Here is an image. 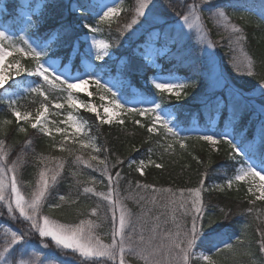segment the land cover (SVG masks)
I'll list each match as a JSON object with an SVG mask.
<instances>
[{"label": "snow or ice", "instance_id": "6c2138e0", "mask_svg": "<svg viewBox=\"0 0 264 264\" xmlns=\"http://www.w3.org/2000/svg\"><path fill=\"white\" fill-rule=\"evenodd\" d=\"M180 2L181 11L175 14L174 22L169 25L167 19L161 24L160 17L151 15V10L156 7L154 0H137L131 20L117 29L119 36H124L129 30L135 32L136 29H142L137 36L139 42L136 44L134 55L120 58L118 70L128 76L142 74L148 68L157 70L147 80L155 90L154 95L151 98L141 97L136 101L139 106L131 108L127 107L130 103L127 97L113 90L118 88L119 82L105 80L103 67L95 63L101 61L107 64L114 55L113 42L98 38V34L103 32L102 25H107L111 29L112 23L127 10L123 7V0H110V3L99 5L78 3L72 9L73 12L79 11L77 22L84 31L86 47L81 50L80 37L76 36L72 41L69 64L63 66L56 60L46 57L49 56L53 43L63 46L72 37V25L60 24L57 28L48 29L43 40L38 37L33 39L26 31L24 34L14 35L9 26H0V102L7 105V111L15 118V130L27 135L28 128L24 126L27 124L47 137H53L54 131L60 133L64 136V141L57 143L53 139L50 147L53 149L59 147L60 151L74 156L69 162L65 157L37 153L34 187L31 193L26 195L19 175L26 163L24 155L21 153L15 160L9 162L11 147L6 144L5 139H0V208L6 209L7 216L12 220H19L27 225L25 228L13 229L8 226L3 229L0 238V264H37L28 250L41 245L45 259H41L39 264H52L49 257H54L56 264H129V256L137 257L143 264H193V258L205 264H217L213 258L215 254L225 250L231 251L233 255L237 254L234 244L222 239L228 236L224 229L229 225L218 222L230 220L233 209L221 208L219 210L221 214L215 219L206 215L202 195L206 190L205 178L200 179L198 187L178 189L177 192H173L171 188L157 189L154 185L142 184L139 180L127 181L129 187L134 183L138 190L151 189L153 193L169 194L163 207L164 214L170 218L174 230L167 227L168 218L162 221V214L152 215L153 210L145 208V204L149 202L155 205L158 199L155 195L150 198L135 197V202L141 206L140 214L136 215L126 203L133 197L121 195L120 185L124 177L120 166L125 160L119 156H116L114 161L111 160L108 155L110 150L98 144L97 138L90 134L88 122L73 115V111L85 109L95 114L100 125L116 123L123 126L124 119L121 113H134L139 117H148L147 123H142L140 119H136L134 123L146 129L149 139L157 137L153 143L164 152L172 150L174 144H179L181 148L186 147L184 142L189 137L181 136L179 126L162 114V102L164 94H168V99L175 98L177 101L188 98L189 92L186 89L197 88L199 82L191 78L181 79L171 71L164 75V68L158 61L167 57L170 61L178 63L189 62V67H194L199 57L193 56L195 47L192 42L193 30L199 43L206 44L208 48L217 47L218 41L211 38L209 22L222 32L221 39H227L233 53L237 51L244 53L246 36L244 28L234 22V14L228 10L236 7L235 5L223 3L222 0ZM54 7H58L54 0L44 3L35 20L29 17L28 28H34L36 33H39L47 22V10ZM259 14L262 17L261 23L264 24V0H261ZM89 19L93 22L89 23ZM131 34L129 32V35ZM202 51L206 57L205 66L211 71L215 66L214 53L209 52L207 48ZM14 53L34 61V67L22 65L20 60L13 56ZM77 56L85 61V66L83 71L77 70L73 75L71 61ZM9 57H13L12 62H8ZM232 64L237 72L243 65L248 76L257 75L254 71L255 62L251 56L244 55L241 59L233 55ZM90 84L94 85L98 92L104 93L100 95V100L102 102L107 100V104L102 105V112L98 110L96 104L84 103L78 99L79 93H87L89 97L93 95L86 87ZM220 85L228 88L227 96H216L215 92L205 93L201 102L206 107H214L217 112L226 110L229 123L219 131L212 126L202 130L194 129L201 133L195 138L207 142L211 149L217 152L220 151L219 145H227L230 149V158L236 161L239 167L234 169L232 176L226 177L222 183L214 184L207 190H230L234 183L243 182L247 185L246 195L252 197L248 203L254 206L256 201L264 202V75H261L255 84L249 82L246 92L243 86L239 88L229 86L223 72L218 71L209 88ZM21 90L26 95L42 98L35 115L30 111H21L19 103L23 99ZM52 92L61 93L62 95L56 99L66 100L68 107L73 110L68 113L66 123L74 130V134L80 135L71 142L96 154H90L87 159L83 155L75 154L72 148L65 147L69 140L65 129L49 127L46 115L49 105L52 104L57 110L65 107L64 104L49 99ZM245 118L258 126V145L248 142L244 135L235 132L232 127ZM12 124V119L5 118L0 121V136L6 137L8 127ZM244 131L242 128L241 132ZM25 145L31 147L32 141L26 140ZM147 151L149 153L147 162L144 159L128 160V167L135 166V171L140 175L145 174V168L149 164L157 168L163 167L151 159L153 149L149 147ZM100 153L105 154L103 158ZM69 163L99 173L102 179L97 181L95 175L89 176L88 180L83 182L82 191L76 193L75 199H72L69 192L68 195H57L56 202L50 203L53 193L58 192V186L65 179V169ZM199 163L202 164L203 161L200 160ZM68 174L76 177L82 173L69 171ZM206 176L207 172L204 173V177ZM105 180L106 190L97 191L95 185L104 183ZM81 183L80 180H76L77 185ZM82 195L96 197L103 203L104 220L110 225V231L105 233L109 238L108 242H105L103 236L97 232L100 227L101 203L91 207L87 214L90 218L78 219V222L73 223L61 222L44 212L45 206L52 210L66 204H75ZM244 211L251 215L254 211L258 213L259 209L250 206ZM2 215L4 213L0 212V216ZM257 219H260L259 215ZM255 231L258 233V239L254 243L259 253H264V227L257 226ZM33 237L37 240L36 244L33 243ZM231 239L232 236H228V240ZM235 241L241 245L245 243L242 235H235ZM206 245L210 246L207 251H196L197 248ZM58 250L62 255H57ZM244 254L252 255L251 252ZM251 264L257 262L252 260Z\"/></svg>", "mask_w": 264, "mask_h": 264}, {"label": "trees", "instance_id": "16d2710c", "mask_svg": "<svg viewBox=\"0 0 264 264\" xmlns=\"http://www.w3.org/2000/svg\"><path fill=\"white\" fill-rule=\"evenodd\" d=\"M125 3L126 11L123 12L122 20L127 19L133 15V10L135 8L134 0H123ZM49 0H43V3H47ZM58 7L49 8L47 10L48 19L43 29L39 32L44 38H46V31L48 29H54L64 25H72V37L69 38L63 46H58L53 43V49L55 55H60L61 59L66 61L70 57L72 51V41L76 36H81L84 31L80 28L77 22L79 11L73 12L72 9L78 3H88L92 4L91 0H54ZM223 3H230L235 5L234 8H229V12L234 14V22H236L240 27L244 28L246 41L244 44V50L248 56L253 57L255 62L254 71L257 73L256 76L247 77H235L232 57L237 55L239 51L233 53L230 50L227 39H221L222 32L217 30L215 26L209 22L208 26L211 29V38L218 41L217 51L221 65L229 72L232 81L238 86H243L244 89L249 88V82L255 84L261 75H264V24L261 23L262 17L257 14L259 12V6L261 0H222ZM4 6L6 7V18L8 16L15 14V8L18 5L17 0H3ZM156 7L160 12L166 17H175L177 12L181 11L180 0H156ZM41 8L38 13L35 14L37 17L40 14ZM87 14V13H86ZM246 15V17L244 16ZM89 23H92V19H89ZM116 22L112 23L111 29L107 26L105 29L109 40L113 42V50L118 55L132 56L135 53L134 47L139 42L137 38L131 41H122V36H119L115 26ZM15 26V25H14ZM119 37V38H118ZM84 43L80 40V48ZM222 45V46H221ZM130 46V47H129ZM194 56V55H193ZM196 57V56H194ZM80 58L77 56L71 62L76 68H80ZM159 63L163 66L166 72H177L181 75L187 76L191 79H196L199 83L197 88H191L189 94L195 92L205 84V77L203 74L204 63L202 59H196L194 67H189V62L178 63L176 61H170L167 57L160 59ZM154 69L148 68L142 74H135L130 76L131 81L137 86L138 90L144 95H152L155 93L154 88L146 84L145 80L148 75L153 72ZM244 79V80H242ZM228 89H221L216 96H227ZM23 99L19 102L21 109H34L38 100L34 95H26L20 93ZM172 105H174L177 111V119L184 127H191L193 124V116L196 117L197 124L203 127H209L210 121L218 114L216 130L219 131L223 129L229 123V116L227 111L217 112L214 107H206L202 102H193L190 99H182L180 101L175 100V98L170 99ZM81 114L84 119L88 122L89 128L91 130L90 134L97 138V143L107 147L110 152L111 160H115L116 156L125 160V163L120 166L121 174L124 179L121 181L120 190L121 195H128L133 197L126 201L128 207L133 211L134 214L139 215L141 212V206L135 202V197L146 196L152 197L155 195L158 199L155 205L152 203H146L145 208L153 210L152 215L162 214L161 220L168 218L164 213L165 209L163 205L166 203L168 198V193L166 192H156L153 193L151 189L148 190H138L135 188V184L129 187L127 181L131 180L133 182L139 180L142 184L154 185L157 189H168L171 188L173 192H177L178 189H188L196 188L199 186V181L201 178H205V191L202 193L205 211L207 216H212L214 219L219 216L221 208H232L233 215L228 221H218L219 223H224L229 225L224 231L228 233V236H232L229 241L228 236L222 237L223 240L231 242L234 244V249L236 255H233L231 251H222L219 254L214 255V259L217 264H251L252 260H255L257 264H264V253H259L256 244L254 243L258 239V233L255 229L257 226L264 227V202L256 201L255 205H249L248 198L241 194V188L232 187L230 190L225 189L224 191L219 190H207L210 189L212 184L221 183L228 176L234 174V169L238 166L237 162L230 158V153L228 151V146L222 144L224 150L209 152L205 145H200L193 139L188 140V146L186 148H181L179 145L175 146L172 150L164 152L163 149L159 148L153 141L157 137L153 136L149 139V134L145 128L140 127L134 123L136 119H140L142 123H147V119H143L137 115L128 116L124 120V125L113 123L112 125L103 124L100 125L96 120L94 113H90L87 110H81ZM12 119L13 124L8 127V135L6 137L0 136V139H5L6 144L11 147V153L9 162L15 160L17 155L23 153L24 159L26 161L24 167L21 169L19 175L23 182V191L26 195H29L33 190L37 164H36V154L43 153L44 155H55L58 157H65L69 162L74 159V156L69 155L67 152L60 151L59 147L53 149L50 145L53 143V139L59 143L64 141L61 134L53 133V137H47L39 134L36 130L32 129L30 125L25 124L24 126L28 128V134L19 133L16 131V121L15 118L7 111V105L0 102V121L3 119ZM23 123V122H21ZM194 125V124H193ZM192 125V126H193ZM235 132L242 134L246 137L248 142L257 141V136H259L258 126L250 123L247 118L240 121L238 124L232 125ZM245 129L242 133L241 129ZM26 140H31L32 145L28 147L25 145ZM259 144V141L256 143ZM65 147L72 148L75 154L83 155L85 159L89 157L90 154H96L91 152L90 149H81L78 144H73L72 142H66ZM151 147L153 152L151 153V159L155 160L156 163L163 165L162 168H157L155 165H147L145 168V174L140 175L135 171V166L132 168L128 167V160L139 161L141 159L149 158L148 148ZM35 150V151H33ZM101 158L104 157V153L99 154ZM209 157H211V163H209ZM198 158V159H197ZM239 159V157L237 158ZM202 160L203 163H199ZM69 171H75L82 173L76 177L69 175ZM207 172V176L204 177V173ZM95 175L97 181L101 180L99 173H95L89 169H81L78 166L69 163L65 169V179L58 186V192L53 193L52 199L49 200L50 203L56 202L55 197L59 194L68 195L71 193L72 199L76 198V193L82 191L85 181L88 180L89 176ZM80 180L82 183L80 185L76 184V180ZM71 186V187H69ZM91 186V185H88ZM97 191L106 190V180L104 183H97L95 185ZM97 203H101L100 227L97 232L103 236L105 239H109L105 233L110 231V225L104 220V206L103 203L96 197L92 196H80L79 201L75 204L64 205L59 209H48L46 206L44 212L59 219L61 222L73 223L78 222V219H86L88 217V212L91 207H94ZM254 207V209H259V212L253 214H248L245 209L248 207ZM7 215V214H6ZM260 219H257V216ZM96 219L95 217H91ZM151 219L150 217L148 218ZM168 225L171 223L170 218ZM20 228H24V224L21 221H16ZM172 224V223H171ZM247 225V227H246ZM235 235H242V239L245 241L243 245L238 244L235 241ZM222 248V244L220 245ZM210 246H202L197 248L196 251H207ZM245 252H251L252 255H245ZM129 262L132 264H143V261L139 260L135 256L128 257ZM193 264H205L203 261L196 260L193 258Z\"/></svg>", "mask_w": 264, "mask_h": 264}, {"label": "rangeland", "instance_id": "374dc122", "mask_svg": "<svg viewBox=\"0 0 264 264\" xmlns=\"http://www.w3.org/2000/svg\"><path fill=\"white\" fill-rule=\"evenodd\" d=\"M91 1L95 5H99V4H102V3H110V0H91ZM17 2H18V5L15 8V10H16L15 14L10 15V16H8V18H6V12H7L6 11V7L4 6L3 0H0V26H4V25L9 26L10 31L14 35H21V34H24V32L26 31L33 39H35L37 37L42 39V40L45 39L40 33H36L34 28L29 29L28 28V24H27V21H28L29 17H31L33 20L36 19V16L33 15V13H35V14L38 13L39 9L42 6L43 0H17ZM134 2H135V5H136L137 0H134ZM154 3L156 5V0H154ZM29 5H31V7H29ZM123 7H125L124 1H123ZM257 14L260 16L259 12H257ZM151 15L160 17L161 24H163V20H165V19H167L169 21V25L174 22V17H166V16H164L160 12L158 7H155V8H153L151 10ZM244 16L246 17V15H244ZM122 18H123V12L116 19V21H117V23H116L117 25L115 26L116 29L122 28L125 24H127L131 20L132 15L130 17H128L127 19H125V20H122ZM169 25H163V26L164 27H168ZM106 27H107V25H102L103 32L98 34V38L108 39L109 40V37L107 36V33L105 31ZM134 28H135V26H134ZM140 31H142V29H136L135 32H132V30H129V32L132 33V34L129 35V32H126L125 35L122 36V41L125 40V41H128V43L129 42L131 43L132 40L137 38V36L139 35ZM80 40L84 43V34H82L80 36ZM192 42L195 45V47L193 48V55L196 56V57H199L204 62L202 64V66H203V69H204L203 74H204V77H205V79H204L205 84L201 87V89H199V90H197L195 92H192L191 94H189V97L185 98V99H190L193 102L201 103L202 99L205 96V93L211 94L212 92H215V94H217L221 89L226 88L223 85L217 86L215 88H209V84L212 82V80L215 77L216 72H218V71H222L223 72V75L226 78L227 84L229 86L239 88L232 81V79H231V77L229 75V72L226 71L225 68L221 65V62H220V59H219V55H218V51H217V47L216 48H208L206 44L199 43V41L197 40L196 35L194 33V30H193V35H192ZM85 47H86V44L84 43V45L82 46L81 50L83 51V49ZM135 48H136V46L134 47V50H135ZM205 48H207V50L209 52L214 53L215 66H214V68L211 71H209L208 68L205 66L206 57H205L204 52L202 51V49H205ZM112 51H113L114 55H113L112 59L108 60L107 64H104V62H101V61H96L95 63H96L97 66L103 67V69H104L103 77H104L105 80H111L113 82H119L118 88H114L113 90L114 91H118L119 94L127 97V99L130 101V103L127 105V107H129V108L137 107L139 105L136 103V101H138L141 97L151 98L154 95V93L152 95H144L143 93H141L138 90L137 86L131 81L130 76H128L125 73H123V72L118 70V66L121 63V59L120 58H124V57H127V56L126 55L118 56L114 52L113 49H112ZM70 55H71V53H70ZM244 55H247L245 50H244V53L238 52L236 56H238V57H240L242 59ZM13 56L16 59H19L21 64L24 65L25 67H28V68L34 67V61H31V60H29L28 58H25V57H20L19 55L15 54V53L13 54ZM12 59H13V57H9L8 58V62H12ZM46 59L56 60L59 64H61V66H63L64 64H69V58L66 61H64V60L61 59L60 55H55L53 46H52V50L49 52V56L46 57ZM159 61H158V63H159ZM84 66H85V61L82 58H80V68H76L75 65H73V63L71 62L72 74L75 75L77 70L83 71L84 70ZM233 70H234L233 72L235 74V77H237V78L247 77L246 76L247 75L246 74L247 73V69L243 65H241L239 72H237L234 69V67H233ZM156 71L157 70L154 69V71L151 72L148 75L147 79L145 80L146 84L149 85L150 87H152V86L147 82V80H148L149 77L153 76V74ZM167 73L168 72L164 71V75H166ZM174 73H175L176 76L180 77L181 79H184V80H188L189 79V77H187V76L181 75V74H179L177 72H174ZM242 80H244V79H242ZM25 87H27L26 84H25ZM86 87L88 88V91L93 93V95L91 97H89L87 95V93H79L78 94V99L80 101L84 102V103H94V104H96L98 106V110H100L102 112L103 111L102 105H106L107 104V100H105L103 102L100 100V95H102L104 93L98 92L94 85L90 84V85H88ZM189 90H190V87L186 89V91H188V92H189ZM244 90L247 92L248 88L244 89ZM21 92L23 93L22 90H21ZM252 94L254 95L255 93H252ZM61 95H62L61 93L52 92V93H50L49 99L51 101H54L55 103L64 104L65 105L64 109L57 110L55 107L52 106V104H50L49 108H48V112L46 113V115H47V119L49 121V127H52L53 129H55L56 127H60V128L65 129V132H66V134L69 137L68 142H71L72 139H75L80 134H74V130L71 129V127H69L68 124L66 123L67 122L68 113L70 111H73V110L68 107L66 100H64V99H59V100L56 99L58 96H61ZM157 99H159V95L158 94H157ZM37 100H38V104H37V106L34 109H27L26 108V109H21V111H30V112L33 113V115H35L36 109L39 107L40 103L42 102V98L37 97ZM81 110H83V109H80L78 111H73V115L79 116L80 118L85 120L83 115L81 114ZM162 110H163V112H162L163 115H166L169 119L172 120V122L174 124L179 126V129L181 130V136L189 137V139H193L198 144L205 145L209 152L214 151V150L211 149V146L207 142L199 141V140H197L195 138L198 134H201V133H199L197 131H194V129H201L202 130V129L205 128V127L197 124V120H196L195 116H193V120H192L194 125L192 124L193 126L191 125V127H188V128L184 127L183 124L180 123V121L177 119V111H176L174 105H172V103L170 102V99H168V94H164V99H163V102H162ZM121 116L125 120L126 117L135 116V114L134 113H130V112H122ZM141 118L148 120V117H141ZM217 120H218V114L215 115V117L210 121V123L208 125L216 128ZM53 133H56V132L54 131ZM57 134H60V133H57ZM63 139H64V136H63ZM189 139L185 140V142H184L186 147L188 146V143H189L188 140ZM258 141H259V136H257V141H254L252 143L256 144ZM177 145H179V144H174L173 148L175 146H177ZM219 148H220V150H224V147L222 146V144L219 145ZM228 151L230 153L229 147H228ZM144 160L147 162L148 158L144 159ZM237 167H239V165ZM215 184H219V183H215ZM212 185H214V184H212ZM233 187L241 188L240 189L241 190V194L244 197L248 198V199H252V197L246 195V193H247V185L244 184L243 182L234 183ZM186 195H187V193H186ZM0 212L4 213V215L0 216V238H2L3 229L5 227L11 226L13 229L20 228V227L17 224H14V222H16V221L12 220L10 217H8L6 215L7 214L6 209L0 208ZM26 226L27 225L24 224L23 227L25 228ZM168 228L174 230V227H173V225L171 223L168 225ZM32 239H33V243L36 244L37 243L36 238L33 237ZM105 242H108V239H105ZM41 248H42V245L40 247H33V248H30L28 250L29 254L32 256L33 259L36 260L37 264H39V261L41 259H45V257L43 256V254L41 252ZM57 255H62V253H60L59 250H58L57 251ZM25 258H27V257H25ZM48 259L50 261H52V264H56V261H55L54 257H49ZM129 264H132V263L129 262Z\"/></svg>", "mask_w": 264, "mask_h": 264}]
</instances>
